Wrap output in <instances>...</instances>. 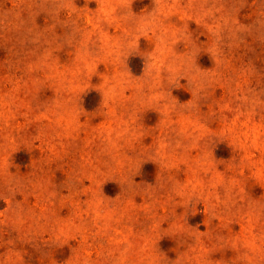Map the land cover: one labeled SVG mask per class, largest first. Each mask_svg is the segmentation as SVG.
<instances>
[{
  "label": "rangeland",
  "instance_id": "374dc122",
  "mask_svg": "<svg viewBox=\"0 0 264 264\" xmlns=\"http://www.w3.org/2000/svg\"><path fill=\"white\" fill-rule=\"evenodd\" d=\"M0 264H264V0H0Z\"/></svg>",
  "mask_w": 264,
  "mask_h": 264
}]
</instances>
